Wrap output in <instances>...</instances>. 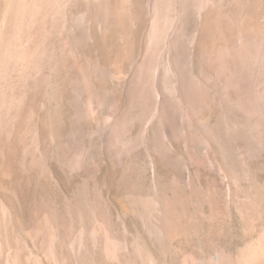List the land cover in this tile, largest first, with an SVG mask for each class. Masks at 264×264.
Masks as SVG:
<instances>
[{
    "label": "rangeland",
    "instance_id": "obj_1",
    "mask_svg": "<svg viewBox=\"0 0 264 264\" xmlns=\"http://www.w3.org/2000/svg\"><path fill=\"white\" fill-rule=\"evenodd\" d=\"M0 264H264V0H0Z\"/></svg>",
    "mask_w": 264,
    "mask_h": 264
}]
</instances>
